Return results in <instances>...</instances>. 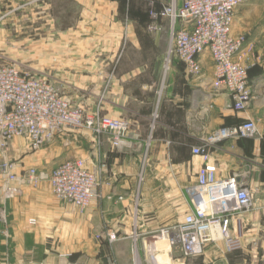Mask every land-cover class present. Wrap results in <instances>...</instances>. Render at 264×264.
<instances>
[{
  "label": "crops",
  "instance_id": "0c3cea01",
  "mask_svg": "<svg viewBox=\"0 0 264 264\" xmlns=\"http://www.w3.org/2000/svg\"><path fill=\"white\" fill-rule=\"evenodd\" d=\"M2 1H10L14 10L22 9L18 19L24 20L27 9L30 21L45 23L35 38L45 40V59L39 63L51 71L18 65L56 82L64 83L66 75L77 78L75 86L92 87V107L87 112L98 111L129 123L120 147L112 146L108 133L85 128L60 132L39 150V159L55 166L82 157L91 166L102 161L107 168L101 174L100 196L86 210L58 198L48 180L37 187L23 184V194L8 200L7 209L12 229L32 231V244L12 261L264 264V197L238 215L241 246L233 252L218 240L208 242L202 255L186 257L174 253L170 245L164 249L163 237L157 234L160 228L182 220L189 209L186 187L195 182L203 163L192 155L193 146L219 126L249 118L258 120L264 130V0H248L235 10L232 32L247 37L242 60L249 66L254 90L253 100L243 111L231 107L227 90H215L212 85L214 64L208 52L202 56L199 76L189 75L176 57L166 65L172 30L168 17L119 14L117 0ZM169 2L147 0L144 6L159 10ZM211 150V163L218 166L220 175L238 173L248 182L263 184L264 164L255 138L226 140ZM32 218L35 224L30 223Z\"/></svg>",
  "mask_w": 264,
  "mask_h": 264
},
{
  "label": "built area",
  "instance_id": "2783aa9c",
  "mask_svg": "<svg viewBox=\"0 0 264 264\" xmlns=\"http://www.w3.org/2000/svg\"><path fill=\"white\" fill-rule=\"evenodd\" d=\"M248 0H182L151 11L153 17H168L172 23L169 59L176 57L191 76L202 74V56L208 52L214 64L215 90L225 89L231 107L246 110L254 98L249 66L241 52L247 37L232 32L236 8ZM179 24L176 27V24ZM91 129L108 133L112 146L120 147L129 132L122 118L87 112L62 94L60 86L48 75L35 74L16 63L0 64V175L5 200L23 194V184L37 187L44 180L53 193L80 210L90 208L100 196L104 162L91 166L87 159L74 157L53 167L46 174L38 166L19 169L10 156L14 138L24 139L29 148L38 150L51 144L63 131ZM264 135L259 121L249 118L234 125H222L208 134L192 155L202 160L196 180L186 187L189 209L182 220L167 225L157 234L167 239L172 249L186 257L204 253L208 242L223 240L228 252L240 248L238 215L255 205L260 185L248 182L242 174L222 176L211 163L212 148L226 140L258 138ZM35 224V219H30ZM116 239L114 233L108 234ZM139 264V263H134Z\"/></svg>",
  "mask_w": 264,
  "mask_h": 264
},
{
  "label": "rangeland",
  "instance_id": "374dc122",
  "mask_svg": "<svg viewBox=\"0 0 264 264\" xmlns=\"http://www.w3.org/2000/svg\"><path fill=\"white\" fill-rule=\"evenodd\" d=\"M117 1L119 3V14L149 15L151 14V11L157 9L156 7L151 6L145 7L144 5L146 4L147 0ZM172 2L173 0H170L169 4ZM70 9L71 8H69V10ZM21 10H14V7L10 1L4 2L0 0V64L18 62L17 64H20L22 67L27 68L32 66V69L36 68L38 70L46 71L49 73L51 69H45V64L39 63V61L45 59V40L41 38H35V33H37L38 35L42 30H44L43 26L45 25V23L30 21L28 18L29 11L27 9L23 12L26 15L24 17V20L18 19L21 15L19 14ZM39 11L44 12V9H40ZM242 52L240 55L243 59ZM173 60L174 57H171L169 59V56L167 55V57L165 58L166 65L172 63ZM66 76L67 77L63 79L64 83L61 81H57V84L61 88L62 94L68 98L73 97L77 101H83V104H80L79 102L76 104L82 106L85 110L91 109L92 106L89 102L92 99V87L83 85L75 86V83L79 82L78 79L74 77H68V75ZM66 80L71 82L72 84L66 83ZM77 95L79 96V98H75V96ZM255 141L260 144V151L258 152V156H260V160L264 164V135L255 138ZM40 149H30L24 139L16 137L12 142L10 156L18 162L20 169H22V164L25 163V168L31 165L38 166L43 173L48 174L55 166V164H51L48 161L46 162L43 159H39L37 153ZM260 179L264 181V169H262L261 171ZM1 185L2 176L0 175V264H15L12 259L16 258V254H18V252H22L23 248L27 249L32 244V231H15L12 229L9 212L7 209L8 200H5L2 197ZM259 185L260 189L258 192H256L257 195L255 201L259 197H264V193H260L264 190V182L263 184L260 183ZM167 243L169 244L168 241ZM163 246H165L164 242ZM172 250L176 254L183 255L180 250Z\"/></svg>",
  "mask_w": 264,
  "mask_h": 264
},
{
  "label": "bare ground",
  "instance_id": "6f19581e",
  "mask_svg": "<svg viewBox=\"0 0 264 264\" xmlns=\"http://www.w3.org/2000/svg\"><path fill=\"white\" fill-rule=\"evenodd\" d=\"M161 240V239H160ZM167 239H165V238H163V242L165 243V246H163L164 247V249H168L169 248V244L167 243ZM158 249V248H157ZM167 251V250H166ZM165 258V257H164ZM166 260V259H165Z\"/></svg>",
  "mask_w": 264,
  "mask_h": 264
},
{
  "label": "trees",
  "instance_id": "16d2710c",
  "mask_svg": "<svg viewBox=\"0 0 264 264\" xmlns=\"http://www.w3.org/2000/svg\"><path fill=\"white\" fill-rule=\"evenodd\" d=\"M248 139V138H247Z\"/></svg>",
  "mask_w": 264,
  "mask_h": 264
}]
</instances>
